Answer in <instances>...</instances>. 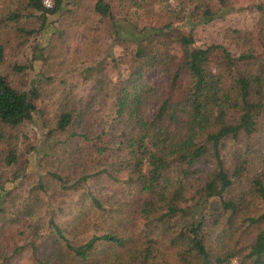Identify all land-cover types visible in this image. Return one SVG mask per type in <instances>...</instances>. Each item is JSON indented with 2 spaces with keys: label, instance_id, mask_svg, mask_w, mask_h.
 Instances as JSON below:
<instances>
[{
  "label": "trees",
  "instance_id": "16d2710c",
  "mask_svg": "<svg viewBox=\"0 0 264 264\" xmlns=\"http://www.w3.org/2000/svg\"><path fill=\"white\" fill-rule=\"evenodd\" d=\"M65 1L0 0L2 168L17 161L5 130L39 112L37 97L62 99L41 122L44 169L25 194L0 179V264H17L24 252L32 264H171L167 250L175 264H264V56L251 29L230 30L236 54L221 43L196 46L192 34L230 11L231 0H119L115 15L106 0H94L112 40L127 44L124 77L91 86L110 99L96 128L91 100L65 88L45 96L22 90L2 71L28 66H4L5 49L42 31ZM246 9L264 45V0ZM155 12L163 24L141 22ZM31 16L36 28L25 26ZM157 67L167 75L160 92L143 78ZM120 183L123 190L110 189Z\"/></svg>",
  "mask_w": 264,
  "mask_h": 264
},
{
  "label": "rangeland",
  "instance_id": "374dc122",
  "mask_svg": "<svg viewBox=\"0 0 264 264\" xmlns=\"http://www.w3.org/2000/svg\"><path fill=\"white\" fill-rule=\"evenodd\" d=\"M94 0H66L59 13L48 15L46 27L38 34L25 37H14L4 51L3 65L14 62L27 64L26 68L17 73L6 72L7 80L22 90L35 87L44 93L51 90H63L65 88L69 97L75 100H91L88 106L91 114L92 128L97 123L103 122L109 111L110 99L103 95L104 89L91 86L94 80L103 76L111 80L123 78L126 65L119 60L127 44L114 42L110 37L108 21H99L92 11ZM110 13L115 15L121 12L119 0H106ZM261 0H231L232 9L222 17H217L206 24L196 25L192 31L196 46H205L210 43H221L231 53L238 52L229 33L232 28L251 29L253 35V46L258 54L264 56V45L257 39V28L254 27L253 13L246 7ZM36 16H31L25 24L26 28H36L38 21ZM141 22L150 26L163 24L164 17L158 12L150 16H142ZM31 56H40V59L30 60ZM51 78L52 82L47 84ZM144 80L152 85L157 92L167 82V75L160 67L151 69L143 75ZM92 93L95 97L90 98ZM36 109L39 110L29 121H25L16 128L6 129L14 135L17 161L14 166L2 168L0 179L6 189L12 188L16 194H25L29 183L32 182L44 169L43 152L46 149L44 129L41 122L46 120L49 113L61 102L58 94L50 99L37 97ZM156 106V98L149 99L145 105V116H151ZM2 149L6 148L1 143ZM0 147V148H1ZM14 171L18 174L13 178ZM123 188L122 184L112 186L110 189L117 191ZM123 190V189H122ZM16 230V228H11ZM17 236V235H16ZM17 238H21L18 237ZM167 260L175 264L173 251L167 250ZM17 264H32L24 252L18 259ZM230 264H241L240 260L234 259Z\"/></svg>",
  "mask_w": 264,
  "mask_h": 264
},
{
  "label": "built area",
  "instance_id": "2783aa9c",
  "mask_svg": "<svg viewBox=\"0 0 264 264\" xmlns=\"http://www.w3.org/2000/svg\"><path fill=\"white\" fill-rule=\"evenodd\" d=\"M42 4H43L45 7H50L51 4H52V0H42Z\"/></svg>",
  "mask_w": 264,
  "mask_h": 264
}]
</instances>
